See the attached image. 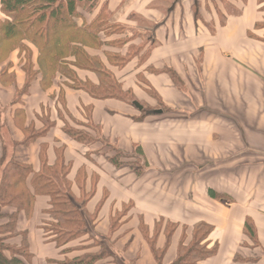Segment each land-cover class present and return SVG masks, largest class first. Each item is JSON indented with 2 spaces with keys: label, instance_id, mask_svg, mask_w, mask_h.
Returning <instances> with one entry per match:
<instances>
[{
  "label": "crops",
  "instance_id": "0c3cea01",
  "mask_svg": "<svg viewBox=\"0 0 264 264\" xmlns=\"http://www.w3.org/2000/svg\"><path fill=\"white\" fill-rule=\"evenodd\" d=\"M102 5L122 35L87 51L102 57L122 98L64 88L51 100L38 81L24 88L13 58L12 80L0 81V161L66 166L87 227L63 252L46 238L53 220L40 195L12 241L26 240L31 264L95 257L94 242L106 254L92 264H173L205 225L201 245L215 253L196 264H264V0H100L87 22ZM76 72L99 85L96 73ZM66 125L99 140H75ZM111 147L137 151L141 171L116 167ZM247 220L255 247L244 245Z\"/></svg>",
  "mask_w": 264,
  "mask_h": 264
},
{
  "label": "trees",
  "instance_id": "16d2710c",
  "mask_svg": "<svg viewBox=\"0 0 264 264\" xmlns=\"http://www.w3.org/2000/svg\"><path fill=\"white\" fill-rule=\"evenodd\" d=\"M99 6L100 0H0L2 16L0 17V42L8 44L10 41L20 39L18 48L28 51L31 50L30 44L36 45L40 57L50 62L51 68L57 65L60 71L69 63L68 58L72 57L73 64L81 66L82 63L100 78L97 87L89 84L90 87L82 86L81 89L97 97L122 98L112 74L100 61L102 57L91 56L87 51V48H97V45H99L98 49H102L100 33L104 34V31L108 30L115 33L118 30L105 18L104 5L101 6L99 13L87 22L85 16L92 14ZM118 43L114 41L109 44L116 47ZM103 54L115 66L122 63V55L118 52L104 51ZM11 66V63L3 66L0 81L12 80V75L8 73ZM31 71L35 72L37 69H31V66H28L24 74V88H28L32 82ZM64 129L75 140L92 139L86 134H83L85 137L83 138L77 129L68 125ZM111 150L114 155L109 160L116 167L127 165L133 171H141L142 162L137 151L132 155H134V162L137 164L138 161L139 165H133V163L122 162V155L128 154L113 147ZM55 166L42 163L41 169L34 172L30 167L12 160L10 168L3 172L0 181V219L5 218L7 221L0 223V264H31L32 255L26 240L22 238L19 243L12 240L18 236L16 223L19 214L32 212L36 196L45 195L49 198L50 209L46 213L53 221L43 229L46 238L58 248H63V252H69L70 249L66 246L86 233L85 220L79 209L81 201L76 202L69 193V183L66 179L67 167L61 164L63 174L58 177L53 173ZM47 170L51 173H45ZM18 186L20 191L17 190ZM209 231L208 226L198 225L193 231L190 246H180L173 264H196L212 256L215 248L207 249L205 245H201ZM244 231L255 244V231L250 220L246 221ZM97 246H100L101 252L95 257L86 255L79 259L64 260L58 264H92L96 259L104 256L102 244L97 243ZM156 259L159 260V256Z\"/></svg>",
  "mask_w": 264,
  "mask_h": 264
},
{
  "label": "rangeland",
  "instance_id": "374dc122",
  "mask_svg": "<svg viewBox=\"0 0 264 264\" xmlns=\"http://www.w3.org/2000/svg\"><path fill=\"white\" fill-rule=\"evenodd\" d=\"M105 18L107 19V17H105ZM111 31L112 30L104 31L105 32L104 34L100 33L99 34L100 38L108 40V39H111L114 35V37H115V39H117V43H118L117 37H120L122 35V32L119 33L120 30H116L115 33H112ZM19 46H20V39L14 40L13 42L10 41V43H8V44L0 42V70L2 71L3 66L9 64L10 59H12V58L16 59L15 62H17L15 70H14V74L18 73V72L22 75L26 74V69L28 68V66H31V69L36 68L37 71H35V72L31 71V73H30V75L32 77V82L38 81V83L41 85L43 91L46 93V96L49 97V99L54 100L53 98L56 97L54 93L57 92V94L59 95L62 93V89H64V88L78 89V88H81L82 86H85L86 88L90 87V85L87 81L82 82L77 78V72H76V70L90 71V69L83 66L82 63H81V66L73 64L72 62L74 61V58H72V57L68 58L69 63H67V66L63 67L62 71H60V69H58L57 65L52 66L55 69L51 68L50 62H48L43 57H40L39 50H38V47L36 45L33 46L32 44H30V46H29V47H31L30 51L23 50L22 48H18ZM98 48H99V45H97V48H95V49H98ZM28 62H29V65H28ZM30 64H32V65H30ZM104 68H107V66L106 67L104 66ZM7 81H9V80L7 79ZM56 81H57V83L55 85ZM54 89H55V91L53 92ZM57 100H58V98H57ZM59 101H60V98H59ZM42 122L44 123V125H46L45 121H42ZM66 127H67V125H66ZM77 131H79L78 133L80 134V136L83 137V134L85 135L84 130L81 131L80 129H77ZM93 135H94V137H92V139H87V140L84 139V141H81V142H84L85 144H87V143L92 144V143L96 142L97 140H99L98 134H93ZM32 138L33 137L31 136V134H24L22 136L23 144L29 143V141H31ZM83 138H85V137H83ZM102 144H103V142H102ZM110 153L112 155H114L113 151H111ZM134 160H135L134 155H122V162L123 163H133V165H139L138 161L136 164V162H134ZM11 161L12 160L9 158V155L0 161V163H1L0 164V181H1V177H2L3 172L10 168ZM49 169H51V168H49ZM53 171H54L53 173L58 177H59V175H62L63 171L61 170V164H59V163L56 164ZM48 172H49L48 170H47V172L45 171V173H47V174L51 173V172H49V173ZM17 190L20 191L19 186L17 187ZM220 197H225V195H222ZM20 214H24V216L29 215V213H27V212L26 213L21 212ZM5 221H7L5 218L0 219V223H4ZM85 229H87V227ZM245 235L247 236L249 241L244 242V245H247L249 247H255L256 243L254 244L251 241L250 237L246 234V232H245ZM95 245H97V243L93 244V246H95ZM103 253H104V255L106 254L105 251ZM36 260L38 261L37 258H36Z\"/></svg>",
  "mask_w": 264,
  "mask_h": 264
},
{
  "label": "water",
  "instance_id": "95a60500",
  "mask_svg": "<svg viewBox=\"0 0 264 264\" xmlns=\"http://www.w3.org/2000/svg\"><path fill=\"white\" fill-rule=\"evenodd\" d=\"M132 104H133L138 110H141V109H142V106H141L139 103H137V102H133ZM152 113H153V114H159V113H161V111H160V110L152 111Z\"/></svg>",
  "mask_w": 264,
  "mask_h": 264
}]
</instances>
